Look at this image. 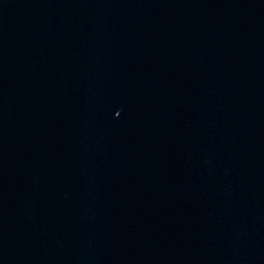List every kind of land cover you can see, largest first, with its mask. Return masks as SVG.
<instances>
[{
    "label": "water",
    "instance_id": "obj_1",
    "mask_svg": "<svg viewBox=\"0 0 264 264\" xmlns=\"http://www.w3.org/2000/svg\"><path fill=\"white\" fill-rule=\"evenodd\" d=\"M0 264H264V0H0Z\"/></svg>",
    "mask_w": 264,
    "mask_h": 264
}]
</instances>
